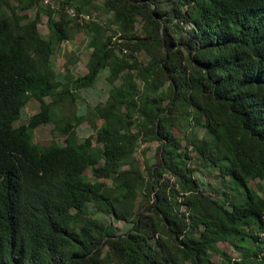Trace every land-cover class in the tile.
<instances>
[{
  "label": "trees",
  "instance_id": "16d2710c",
  "mask_svg": "<svg viewBox=\"0 0 264 264\" xmlns=\"http://www.w3.org/2000/svg\"><path fill=\"white\" fill-rule=\"evenodd\" d=\"M54 1L0 0V264H212L214 251L264 264V194L248 184L264 178V0H102L105 20L80 17L97 0ZM77 31L87 70L59 79L52 55ZM105 69L106 100L57 111ZM33 97L40 110L16 126ZM85 119L95 133L80 138ZM52 121L49 143L35 142ZM151 139L159 162L142 168L135 151ZM200 167L241 195L206 190ZM107 216L132 227L115 232ZM227 238L241 257L216 245Z\"/></svg>",
  "mask_w": 264,
  "mask_h": 264
},
{
  "label": "rangeland",
  "instance_id": "374dc122",
  "mask_svg": "<svg viewBox=\"0 0 264 264\" xmlns=\"http://www.w3.org/2000/svg\"><path fill=\"white\" fill-rule=\"evenodd\" d=\"M98 3H96L94 6H89L88 12L89 14L84 13L87 16H95L98 18H101L102 20H105L108 16L102 12V9L100 7V3H102V0H97ZM56 17V16H55ZM39 25L41 35L44 37L46 34H48L49 27L47 23V17L45 15H42V20ZM125 50V49H124ZM90 48L87 47V37L86 33L82 31H77L72 38L64 39L62 40L57 50L53 53V61L55 65V70L57 72V78L63 79V73L65 71V68L69 67L71 72L74 76H79L84 74V72L87 70V62L89 60ZM136 56H138L140 59H144L145 56L140 53H136ZM74 59L75 57L78 59L77 63L73 65L72 60H68L67 58ZM108 74V71L105 69L104 71H100L97 75L95 82L92 86L84 87L82 89L78 90L79 98L75 101V104L73 105H64V106H57L58 112H64L71 115L73 112H76L77 115H82L87 110V107L89 105L96 104L98 101H104L109 96V86L105 81V76ZM50 101V98L48 99ZM40 110V105L35 98L29 99L22 107L20 111L19 119L16 121V126H19L23 122H27L28 117L34 113ZM98 124H102V121L100 118L95 119ZM54 129V122L42 124L34 131V141L40 144H47L52 138V132ZM176 135L178 137H182L185 135L184 129L175 128L174 129ZM95 133V128L93 127L90 120H84L78 127H77V135L80 138H83L84 136ZM198 137H202L205 135V131L202 128L197 129ZM57 140L60 142H63V137L58 136ZM160 143V140L158 139H151L149 142L146 143H139L136 148V156L139 158L141 164L143 167H145L146 164H157L159 162V153L157 150V147ZM185 139L182 140V145L184 146ZM190 153L193 155L194 163L197 162L196 154L193 153V151H190ZM87 175L90 178H93L91 170L88 168L85 171ZM218 169H211V168H203L200 167L199 171H194V176L196 177L197 181L201 184L202 187H204L206 190L212 192L214 194V189L218 188L220 190L223 189V187H227L225 185L227 177L223 178L222 176H219L217 174ZM165 177H167L165 175ZM109 182V181H106ZM233 188L234 190H230L232 194H238L241 195L238 189V186L236 183H229V181L226 182ZM248 184L251 188H253L257 193L263 195L264 194V178H251L248 181ZM240 191L244 192V188H240ZM216 193V192H215ZM138 202V201H137ZM139 203V202H138ZM105 220L109 222H113L114 226L116 228L115 232H125L129 230V228L132 227L131 221L126 220H117L114 221L111 217H106ZM230 238V237H229ZM236 242V241H235ZM230 240L227 238V240H222L218 242L216 245L219 246V248H222L227 251L229 256L237 258L241 257L240 251H238L236 248H234L232 245L229 244ZM243 247H248L249 250L254 251V245H252L251 240L246 239L239 242ZM213 262L212 264H220L222 260V255L219 251H214L213 254ZM188 264H192L191 262H188ZM255 264H262L259 260L255 261Z\"/></svg>",
  "mask_w": 264,
  "mask_h": 264
},
{
  "label": "built area",
  "instance_id": "2783aa9c",
  "mask_svg": "<svg viewBox=\"0 0 264 264\" xmlns=\"http://www.w3.org/2000/svg\"><path fill=\"white\" fill-rule=\"evenodd\" d=\"M55 1L54 0H41V3L44 4V5H48L50 7H54L55 6ZM66 10L68 11V13H70L71 16H75L76 15V12L75 10L70 7V6H67L66 7ZM81 18H87L89 16L87 15H80ZM258 237L260 238V241H258V244L260 245L258 251H257V255L256 257L259 258L260 260H263L264 259V231H258Z\"/></svg>",
  "mask_w": 264,
  "mask_h": 264
}]
</instances>
